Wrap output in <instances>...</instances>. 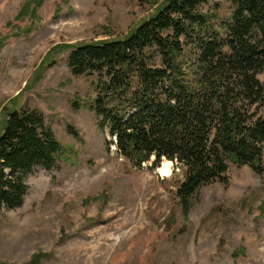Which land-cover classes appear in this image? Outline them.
Segmentation results:
<instances>
[{"label": "rangeland", "instance_id": "1", "mask_svg": "<svg viewBox=\"0 0 264 264\" xmlns=\"http://www.w3.org/2000/svg\"><path fill=\"white\" fill-rule=\"evenodd\" d=\"M26 1H41L36 16L14 21ZM205 9L215 29L231 15L227 0ZM152 12L137 0H0V125L16 101L65 149L25 177L21 207H0V263L264 264V174L230 165L227 183L200 189L184 215L180 166L162 176L154 158L137 167L122 157L88 109L94 79L72 75L68 49L49 55L122 38Z\"/></svg>", "mask_w": 264, "mask_h": 264}, {"label": "trees", "instance_id": "2", "mask_svg": "<svg viewBox=\"0 0 264 264\" xmlns=\"http://www.w3.org/2000/svg\"><path fill=\"white\" fill-rule=\"evenodd\" d=\"M227 1L231 15L215 29L209 0H137L153 12L124 37L49 53L68 49L72 75L94 79L88 109L122 157L137 167L152 158L153 168L162 159L180 166L175 197L184 215L200 189L227 183L230 165L264 174V0ZM40 2L23 3L14 21L35 17ZM1 116L0 207L15 210L25 177L52 169L65 149L41 115L16 101Z\"/></svg>", "mask_w": 264, "mask_h": 264}, {"label": "bare ground", "instance_id": "3", "mask_svg": "<svg viewBox=\"0 0 264 264\" xmlns=\"http://www.w3.org/2000/svg\"><path fill=\"white\" fill-rule=\"evenodd\" d=\"M171 166L172 164L168 161H164L161 163V166L159 168V173L162 175V176H168L170 175V172H171Z\"/></svg>", "mask_w": 264, "mask_h": 264}, {"label": "water", "instance_id": "4", "mask_svg": "<svg viewBox=\"0 0 264 264\" xmlns=\"http://www.w3.org/2000/svg\"><path fill=\"white\" fill-rule=\"evenodd\" d=\"M115 141V140H114ZM162 161H167V160H165V159H162ZM172 163V162H171Z\"/></svg>", "mask_w": 264, "mask_h": 264}]
</instances>
